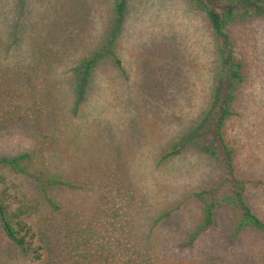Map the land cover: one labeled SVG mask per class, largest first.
<instances>
[{
    "label": "rangeland",
    "instance_id": "1",
    "mask_svg": "<svg viewBox=\"0 0 264 264\" xmlns=\"http://www.w3.org/2000/svg\"><path fill=\"white\" fill-rule=\"evenodd\" d=\"M222 1L126 0L116 26L115 0H0V158L30 155L28 173L0 169V190L61 238L60 259L14 263L264 264L263 230L231 238L233 204L190 243L229 175L264 222V12L226 26L233 78L202 7ZM36 176L63 184L45 194Z\"/></svg>",
    "mask_w": 264,
    "mask_h": 264
},
{
    "label": "trees",
    "instance_id": "2",
    "mask_svg": "<svg viewBox=\"0 0 264 264\" xmlns=\"http://www.w3.org/2000/svg\"><path fill=\"white\" fill-rule=\"evenodd\" d=\"M126 0H115L116 11V26L119 25L123 19L126 10ZM207 10L211 17L213 27L221 42L220 47L224 55L229 53V40L226 26L228 22L236 17L237 10L245 8V10H258L264 12V0H223L221 4L213 7L208 5L202 6ZM94 59H89L84 62V67L88 71L94 64ZM225 66L231 67L227 70L232 74L233 78L238 77V69L240 64L234 62L228 55L224 57ZM88 76V75H87ZM225 105H221L219 109V117L214 121L215 131L218 134L224 118L229 114V102L230 99L225 100ZM222 148L227 154V165L233 167L232 162V150L227 143L222 144ZM203 150L210 153L214 157H218L217 151L210 146H202ZM179 148L175 147L170 154L179 152ZM30 158L28 153H23L14 157L3 156L0 158V169L9 168L16 173H28V165L25 161ZM232 181V191L222 198H213L206 201L202 222L199 224L195 232L190 236V243L194 242L196 237L202 232L211 228L215 223L216 207L220 204H233L236 206L240 213L241 220L235 226V230L232 239L236 237L239 232L246 226H251L264 231V222L253 212L250 205L245 198V182L235 178L232 175L227 176L221 183L215 188V191H219L225 187L229 181ZM38 188H40L45 194H47L50 188L58 184H63L61 181L51 177L36 176ZM199 195L205 196L204 192ZM7 194L0 190V264H16L29 258H33L38 263L43 262L46 259L47 263L51 260V257L60 259V251H57L56 247L61 246V238L58 236H51L49 231V224L47 216L41 219L36 225L30 224L27 219L30 217L27 208L19 206L13 207L12 200L7 198ZM49 203L54 209H60L61 206L48 197ZM14 209H17L14 211ZM170 212L163 214L161 218L169 215ZM18 219V220H17ZM70 239V238H69ZM73 239H77L76 236ZM78 240V239H77ZM74 240V241H77ZM60 244V245H59ZM39 249H43L44 254H37ZM16 262V263H14ZM56 262H53V264Z\"/></svg>",
    "mask_w": 264,
    "mask_h": 264
},
{
    "label": "crops",
    "instance_id": "3",
    "mask_svg": "<svg viewBox=\"0 0 264 264\" xmlns=\"http://www.w3.org/2000/svg\"><path fill=\"white\" fill-rule=\"evenodd\" d=\"M127 3V2H126Z\"/></svg>",
    "mask_w": 264,
    "mask_h": 264
}]
</instances>
